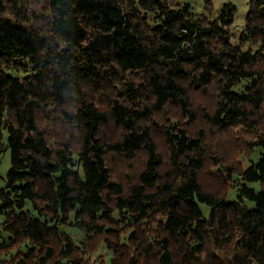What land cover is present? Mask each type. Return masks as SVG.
<instances>
[{
    "label": "trees",
    "instance_id": "16d2710c",
    "mask_svg": "<svg viewBox=\"0 0 264 264\" xmlns=\"http://www.w3.org/2000/svg\"><path fill=\"white\" fill-rule=\"evenodd\" d=\"M234 13L0 0V264H264V0Z\"/></svg>",
    "mask_w": 264,
    "mask_h": 264
},
{
    "label": "rangeland",
    "instance_id": "374dc122",
    "mask_svg": "<svg viewBox=\"0 0 264 264\" xmlns=\"http://www.w3.org/2000/svg\"><path fill=\"white\" fill-rule=\"evenodd\" d=\"M177 1L180 4L189 3L192 6V9L195 14L197 15L206 14L209 15L211 18H218L220 9L225 3L233 4L235 6V13H234V19L230 23L229 31L232 34L231 42L234 44H239V37L241 35L242 28L245 22V16L248 10V0H211L212 9L209 13L205 10L206 0H177ZM248 47H251L252 50L258 49L260 48V43L245 42L242 44L243 49H246ZM0 70H3L6 74L12 76L23 74V71H21V69L15 70L14 68L6 69L4 67H0ZM4 143H6V139L4 140ZM248 162H249L248 159L244 160V163L247 164ZM122 164L123 163L119 157L114 159L112 167L116 176L117 175L119 176V173H122L125 170V167ZM9 165H10L9 149L6 146L5 150L0 153V186L4 184V178L6 176V172ZM203 209H204V213L207 214V209L205 207H203ZM63 228L66 232H68L72 236L74 241L78 243L79 239L82 237L83 234L82 231L70 224L63 225ZM106 253L107 250L105 249V247L101 246L100 244L95 250V253L91 256V258L96 259L97 257H101V256L104 257ZM106 257H108V255H106Z\"/></svg>",
    "mask_w": 264,
    "mask_h": 264
}]
</instances>
